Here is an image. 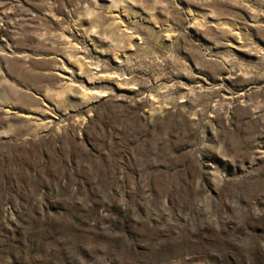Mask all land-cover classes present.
Here are the masks:
<instances>
[{
	"label": "rangeland",
	"instance_id": "374dc122",
	"mask_svg": "<svg viewBox=\"0 0 264 264\" xmlns=\"http://www.w3.org/2000/svg\"><path fill=\"white\" fill-rule=\"evenodd\" d=\"M0 264H264V0H0Z\"/></svg>",
	"mask_w": 264,
	"mask_h": 264
}]
</instances>
